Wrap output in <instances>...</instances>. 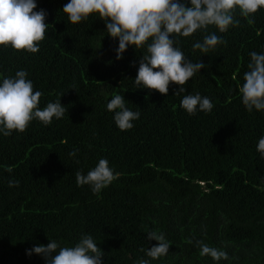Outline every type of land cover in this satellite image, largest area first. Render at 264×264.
I'll use <instances>...</instances> for the list:
<instances>
[{"label": "trees", "instance_id": "trees-1", "mask_svg": "<svg viewBox=\"0 0 264 264\" xmlns=\"http://www.w3.org/2000/svg\"><path fill=\"white\" fill-rule=\"evenodd\" d=\"M68 2L35 0L33 11L44 9L49 24L38 52L0 45V84L23 69L43 93L41 109L59 97L67 108L48 126L33 120L23 133H0V264H45L26 250L50 240L71 247L84 234L104 252L102 264H264V158L257 151L264 111H247L239 92L249 53H264V8L252 25L237 10V27H210L226 44L209 54L192 48L207 33L174 37L188 59L206 67L185 93L174 95L179 86L170 83L164 96L135 88L146 48L129 46L116 59L118 39L105 22L93 13L70 23L62 11ZM196 93L212 101L210 113L190 116L180 107ZM117 94L140 112L131 130L121 131L107 110ZM102 158L119 178L99 194L78 187L76 172L86 175ZM150 231L165 234L166 256H146L157 243L147 239ZM196 240L229 259L201 256Z\"/></svg>", "mask_w": 264, "mask_h": 264}, {"label": "clouds", "instance_id": "clouds-1", "mask_svg": "<svg viewBox=\"0 0 264 264\" xmlns=\"http://www.w3.org/2000/svg\"><path fill=\"white\" fill-rule=\"evenodd\" d=\"M36 7L35 0H0V45L10 46L18 52L39 51V43L45 39L49 24L46 23V11H33ZM261 8H264V0H190V6L180 0H69L62 11L74 25L87 20L93 13L98 14L105 22L107 35L118 39L116 59H121L129 46L137 50L146 48V54L139 60L135 88L156 90L167 96L170 83H174L179 87L173 94L179 96L186 92L184 86L190 78L206 65L203 61L188 59L175 46L178 41L174 37H190L198 31L207 33L202 41L193 43L192 48L201 54H209L226 44L216 32L208 31L210 27L214 26L219 33L237 27L240 24L235 15L237 10L252 25L255 23L254 14ZM249 56L248 71L244 73V82L239 88L241 102L249 112L264 111V53L252 51ZM27 77L28 73L21 69L14 76H4L0 84V133L6 137L14 130L25 132L33 120L48 126L53 119H62L67 112L60 97L41 109L39 103L43 93L34 92L33 82ZM106 107L113 113L114 122L121 131L131 130L133 121L140 118V112L130 110L120 94L114 95ZM180 107L191 116L197 111L210 113L214 105L208 97L196 93L184 95ZM77 151L73 149L69 155L75 156ZM257 151L264 158V137L259 139ZM6 170L12 171L11 168ZM75 177L78 187L87 185L93 194H99L119 178V173L102 158L86 175L77 171ZM9 186L18 187L19 181L10 180ZM147 239L157 242L146 250L147 257L155 260L167 255L170 242L163 232L150 231ZM195 243L201 256H210L216 262L229 259L226 251L210 247L202 240ZM33 253L43 257L45 264H102L104 256L88 234L82 235L71 247L50 240L47 245H34L26 250L29 256ZM139 264H150V260L141 259Z\"/></svg>", "mask_w": 264, "mask_h": 264}]
</instances>
